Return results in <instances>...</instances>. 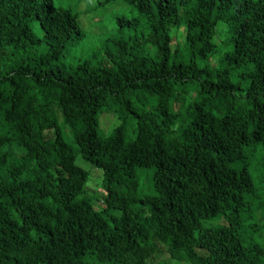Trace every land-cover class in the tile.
<instances>
[{
  "label": "trees",
  "instance_id": "obj_1",
  "mask_svg": "<svg viewBox=\"0 0 264 264\" xmlns=\"http://www.w3.org/2000/svg\"><path fill=\"white\" fill-rule=\"evenodd\" d=\"M124 1L134 36L112 41L106 65L68 66L76 14L0 0V264H264L250 169L260 150L264 172V0ZM103 111L121 121L104 137ZM78 155L102 172V196L86 193Z\"/></svg>",
  "mask_w": 264,
  "mask_h": 264
},
{
  "label": "rangeland",
  "instance_id": "obj_2",
  "mask_svg": "<svg viewBox=\"0 0 264 264\" xmlns=\"http://www.w3.org/2000/svg\"><path fill=\"white\" fill-rule=\"evenodd\" d=\"M53 5L56 8L70 10L77 15L81 37H75V41L65 51V57L62 59V63L68 66H75L86 61L93 65H106L109 62L108 51L112 53L116 51V47L112 41L120 37L128 39L134 36V29L123 22L119 23L118 20L122 18L126 20H137L139 18L133 6L124 0H53ZM140 23V26L137 28V33L146 32V27L142 20H140ZM223 25V23L218 24V34L214 38V42L218 48L217 54L211 59L214 62L224 53V49L221 46V43L226 38ZM32 28L40 38L42 32L37 21L32 23ZM171 34L177 38L180 36V33H177L175 29L171 30ZM177 45L178 47H182L181 39L177 43L174 41L172 48L175 49ZM44 51L45 46L42 45L39 52L42 53ZM203 64H210V61L200 63L201 66ZM153 103L154 101L152 99L150 105ZM120 123L121 121L114 113L103 111L98 115L97 132L99 136H107ZM131 124L132 122L130 121L126 124V136L128 140L134 138ZM63 138L66 142L73 145L72 137L66 128H63ZM73 147L75 146L73 145ZM251 156V174L255 184L263 191L261 201L264 202V172L260 169L263 152L254 150ZM76 163L89 175L88 183L85 187L86 193L92 197H94L95 193L102 196L100 189L102 172L92 167L80 155L77 156ZM137 176L139 193L142 195H151L153 193L152 170L144 168L138 169ZM260 181L263 182L260 183ZM214 223L218 222H206L204 225L211 226Z\"/></svg>",
  "mask_w": 264,
  "mask_h": 264
}]
</instances>
